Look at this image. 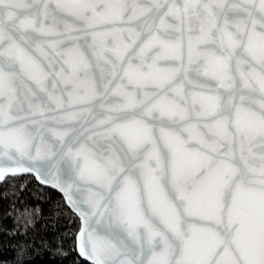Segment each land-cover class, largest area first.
<instances>
[{
    "label": "snow or ice",
    "instance_id": "6c2138e0",
    "mask_svg": "<svg viewBox=\"0 0 264 264\" xmlns=\"http://www.w3.org/2000/svg\"><path fill=\"white\" fill-rule=\"evenodd\" d=\"M264 264V0H0V264Z\"/></svg>",
    "mask_w": 264,
    "mask_h": 264
},
{
    "label": "trees",
    "instance_id": "16d2710c",
    "mask_svg": "<svg viewBox=\"0 0 264 264\" xmlns=\"http://www.w3.org/2000/svg\"><path fill=\"white\" fill-rule=\"evenodd\" d=\"M36 264H55L53 261H48L46 259H41L36 262Z\"/></svg>",
    "mask_w": 264,
    "mask_h": 264
}]
</instances>
